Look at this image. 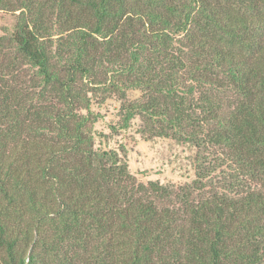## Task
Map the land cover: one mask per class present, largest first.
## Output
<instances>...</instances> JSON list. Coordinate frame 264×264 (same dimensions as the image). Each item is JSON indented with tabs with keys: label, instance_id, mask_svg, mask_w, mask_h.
I'll use <instances>...</instances> for the list:
<instances>
[{
	"label": "trees",
	"instance_id": "1",
	"mask_svg": "<svg viewBox=\"0 0 264 264\" xmlns=\"http://www.w3.org/2000/svg\"><path fill=\"white\" fill-rule=\"evenodd\" d=\"M0 12V264H264V0ZM110 100L119 129L192 146L194 178L96 149Z\"/></svg>",
	"mask_w": 264,
	"mask_h": 264
},
{
	"label": "rangeland",
	"instance_id": "2",
	"mask_svg": "<svg viewBox=\"0 0 264 264\" xmlns=\"http://www.w3.org/2000/svg\"><path fill=\"white\" fill-rule=\"evenodd\" d=\"M13 22L12 16L0 12V29H10ZM138 96L137 92L131 94L132 98ZM118 110L119 104L111 100L93 107L99 115L94 126L96 149L115 151L126 161L130 173L142 181L181 185L194 178L192 146L161 138L146 141L137 134L136 121L129 129L121 130L117 126Z\"/></svg>",
	"mask_w": 264,
	"mask_h": 264
}]
</instances>
